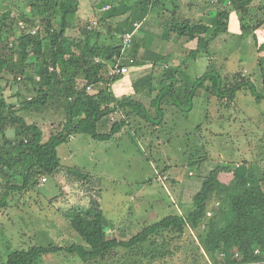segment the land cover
<instances>
[{
	"label": "trees",
	"instance_id": "16d2710c",
	"mask_svg": "<svg viewBox=\"0 0 264 264\" xmlns=\"http://www.w3.org/2000/svg\"><path fill=\"white\" fill-rule=\"evenodd\" d=\"M151 1L152 14L157 8L161 11L155 16L156 20H162L159 21L161 28L177 38L197 39L196 50L189 54L192 59L203 53L211 54L210 45L215 44L221 33L228 31L232 11L240 18L243 39H254L255 31L261 28L263 22L255 15L257 8L252 7L253 0H219L227 4L223 5L226 9L217 12L215 27L190 22L180 14L175 0ZM78 2L30 0L29 4H24L19 0H0V44L6 42L0 48V175L3 176L0 182V207L8 206L12 194L31 192L41 180L61 167L57 148L67 142L72 134H84L96 141H109L130 126V119H136L139 124V119H142L148 123L145 126L150 124L157 129L171 112L170 107L188 114L194 109L195 100L204 92L231 104L244 89L249 90L257 101L264 99L257 92L255 83L244 78V75H234L229 83L215 71H207L190 81L185 76L180 77L182 73L179 68L156 73L147 99L137 96L116 99L108 86L121 76L110 79L102 70H105L106 64H114V57L121 53L122 41L116 45L100 46L97 42L93 45V40H98L99 32L89 29L88 25L82 29L83 41L68 38L66 31L74 27ZM20 7L23 11L16 14L15 9ZM167 12L170 15L165 19ZM20 23L26 24L29 29L38 25L40 28L36 35L31 36L21 31ZM97 27L98 31L102 28L99 24ZM123 38L124 34L121 40ZM94 58H99L104 64H93ZM15 68L28 77L19 81L15 78L13 83L24 84L29 93H35V97L23 100L21 93L16 91L13 96L10 95V101L15 99L16 102L5 99L3 76L13 74ZM37 76L43 78L38 87ZM81 76H84L83 84L78 83ZM102 82L106 89L94 93L88 91V87ZM50 102L62 105L66 119L61 131L43 142L41 129L37 125H29L19 114L46 107ZM120 114L119 121H115V116ZM105 125L109 129L107 133L100 131ZM213 200L218 205L209 211V203ZM209 212L215 228L208 237L200 235L199 247L203 248L211 262L264 264V174L255 177L223 167L214 168L204 179L193 197L191 210L144 226L127 241L107 239L104 217L100 211L78 212L71 218L70 224L85 245H51L14 251L9 254L7 264H40L44 257L58 252L77 256L83 264H88L90 260L105 263L117 257L119 250L130 251L132 255L134 251L141 249L139 252H143L146 247L156 246L158 237L162 238L164 233L183 235L186 229L197 231L207 221Z\"/></svg>",
	"mask_w": 264,
	"mask_h": 264
},
{
	"label": "rangeland",
	"instance_id": "374dc122",
	"mask_svg": "<svg viewBox=\"0 0 264 264\" xmlns=\"http://www.w3.org/2000/svg\"><path fill=\"white\" fill-rule=\"evenodd\" d=\"M252 7L257 8L254 12L258 19L263 20L261 28L264 30V0H253ZM215 10L211 21L217 19ZM85 23L76 26V31H71V39L79 41L82 26L87 25ZM91 26H88L89 29ZM225 35L221 33L211 46L209 71H215L229 83L234 75H244V78L255 83L257 92L264 96V45L259 41L253 42L251 37L243 39L241 33L233 31L226 42H221L220 38H225ZM139 37L137 40H140ZM5 44L1 43L0 48ZM226 56L228 60H220V57L227 59ZM163 57L156 60L162 62L158 68H164L169 63V59ZM102 73L107 74L105 70ZM25 76L27 74H22L19 68H15L13 74L3 76L6 100L16 102L15 99L10 101L9 96L16 91L22 93L23 100L35 97L26 93L28 88L24 84L13 83L15 78L19 81ZM81 82L83 84V80L78 81ZM39 85L40 82L36 86ZM99 90L93 87L89 92ZM194 105L188 114L170 107L168 124L164 123L157 129L150 124L145 126L148 123L142 119H139L141 124L136 119H130V126L109 141H96L84 134H72L73 139L68 138L57 148L61 167L41 180L31 192L12 194L8 206L0 207V264H7L9 254L14 251L51 245H85L70 224L71 218L78 212L100 211L104 217L107 239L127 241L144 226L191 210L193 197L216 167L262 177L264 99L257 101L249 90L244 89L231 104L204 92ZM56 106L51 105L55 112L60 108ZM42 112L37 111L33 115H42ZM58 113L54 118L61 120L63 113ZM172 116H179L180 121L184 122L174 124ZM120 117L121 114L115 116L114 120L119 121ZM100 131L107 133L108 125L101 127ZM165 176L168 181L161 180ZM2 181L3 176L0 175ZM190 181H195L199 186L195 185L194 189L182 187L178 191L177 184L185 186L184 183ZM177 197H181L186 206L179 205ZM215 203V200L210 201L209 211L216 209L218 204ZM211 218L207 214V221L197 231L186 229L183 235L164 233L162 238L158 237L156 246L146 247L143 252H139L140 249L131 255L130 251L119 250V255L108 262L93 263L90 260L88 264H216L199 247L200 235L208 237L215 228ZM40 264L83 263L77 256L58 252L44 257Z\"/></svg>",
	"mask_w": 264,
	"mask_h": 264
},
{
	"label": "crops",
	"instance_id": "0c3cea01",
	"mask_svg": "<svg viewBox=\"0 0 264 264\" xmlns=\"http://www.w3.org/2000/svg\"><path fill=\"white\" fill-rule=\"evenodd\" d=\"M175 1L176 5L179 7L180 14H182L190 22H202L214 27L216 26L217 19L213 21L211 20L213 18V13L216 6L220 7L219 9H216L217 12H219L226 9L223 5L227 4H222L219 0ZM78 3L79 9L76 15L75 25L73 24L74 27L72 26L71 29L66 31V36L70 39L73 37L71 36V31L77 30V28H75L76 26H81L84 22L90 26V24H92L94 21H97L98 24L102 26V28L99 29V31V27L94 28V30L99 32V36L97 41L93 40V45L96 42L100 46L112 44L116 45L119 43L121 44L122 35L125 34V32L131 30V23L133 20L142 22L141 29L134 37V45L122 51L123 63H128V61L132 60V63L129 64L127 74L121 76L118 81L108 86L113 96L118 100L128 96H137L147 99L150 95L152 78L156 73H163L164 69L169 71L174 68H179L180 72L182 73V76L180 77L183 78L185 76L190 79V81L198 79L211 69V55H206L203 53L200 54V56H198L196 59H192L189 56L190 52L196 50L197 48V39H190L186 37L177 38L160 27L159 22L156 19H153L155 18L154 14L153 16H150L152 14L151 0H79ZM149 4L150 6L148 8L147 6ZM106 7H110V10L107 12L104 11ZM22 11V7L15 9L16 14H19ZM159 12L161 11L157 8L155 13ZM169 15L170 14L168 12L164 14L165 19L169 18ZM229 17L228 31L223 33L226 34L227 37L226 35L225 38L221 37V42H226L229 33L232 31L242 34L240 18L238 14L232 11ZM87 25L82 27H86ZM138 37L140 40H137ZM78 39L83 41L82 36ZM258 41L264 45V30H262V28L255 32V38L253 39V42L257 43ZM210 46H212V44ZM161 56H164L163 58L169 59L168 65L164 66V68H158V65H160L162 62H156L157 59H161ZM225 58L227 59L220 57V60H228V56ZM79 80H84V76H81ZM93 87L95 90L107 88L103 82L100 85ZM26 93L33 94L35 96V93ZM5 96L8 97V93H6ZM51 105H57L63 110L62 111L59 108L56 111L59 112L58 114L63 113L61 120H56V118H54L56 112L53 111ZM37 111H43L42 113L44 114L36 116L33 115L36 114ZM169 114H167L165 117V124H168L167 117H169ZM19 116H21L29 125H37L41 129L43 142L48 141L51 136L61 131L66 119L65 109L61 104L56 102H50L46 107L43 108H35L31 111L21 112ZM172 117L173 121H175L174 124H176V122H178V124L184 122L180 121L179 116ZM71 139H73V137H71ZM190 182H185V186H182V183H180V185L177 184L176 186L178 191H181L182 187L194 189L195 185H198L195 183V181ZM179 195L182 196L183 194ZM176 201H178L179 205L182 204V206H186V202L183 203L181 201V197H177ZM217 204L218 203L216 202L215 205Z\"/></svg>",
	"mask_w": 264,
	"mask_h": 264
},
{
	"label": "built area",
	"instance_id": "2783aa9c",
	"mask_svg": "<svg viewBox=\"0 0 264 264\" xmlns=\"http://www.w3.org/2000/svg\"><path fill=\"white\" fill-rule=\"evenodd\" d=\"M109 10H110V7H106L104 11L107 12ZM19 26H20V29L22 32H25L26 34H30L31 36L36 35L39 28H40V26L38 25L36 27H32L31 29H29L26 26V24H24V23H20ZM97 26H98V22L94 21L92 23L91 29H94ZM141 26H142V22L135 21L132 24L131 30L128 32H125L124 38L122 40V49H121L120 55L117 57H114V64L113 65H107V64L105 65V71L107 72V74H105V76L107 75L106 76L107 78L115 79V78H118L120 76H124L125 74H127L129 64L132 63V60L128 61V63H123L122 62V58H123V56H122L123 52L122 51H124L126 48H129L133 45L134 37H135L136 33L141 29ZM93 64L99 65V64H104V62H102L99 58H94ZM50 70H52V68ZM37 80L39 82H41L43 80L42 76H38ZM92 88H93V86L88 87V91H91ZM161 180L168 181V177L165 176ZM209 215H211L210 212L208 213V216Z\"/></svg>",
	"mask_w": 264,
	"mask_h": 264
},
{
	"label": "water",
	"instance_id": "95a60500",
	"mask_svg": "<svg viewBox=\"0 0 264 264\" xmlns=\"http://www.w3.org/2000/svg\"><path fill=\"white\" fill-rule=\"evenodd\" d=\"M19 1H21V2L24 3V4H29V1H30V0H19Z\"/></svg>",
	"mask_w": 264,
	"mask_h": 264
}]
</instances>
